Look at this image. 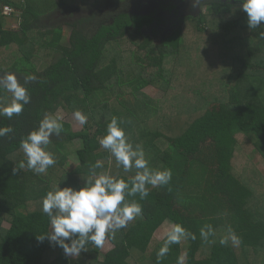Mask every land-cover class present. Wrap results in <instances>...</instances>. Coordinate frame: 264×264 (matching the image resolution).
Instances as JSON below:
<instances>
[{"label":"trees","instance_id":"trees-1","mask_svg":"<svg viewBox=\"0 0 264 264\" xmlns=\"http://www.w3.org/2000/svg\"><path fill=\"white\" fill-rule=\"evenodd\" d=\"M19 1L0 0V73H14L21 84L28 75L37 79L25 85L31 100L23 111L11 119L0 117V128L13 129L0 136V264H84L71 262L47 239L38 242L51 231L42 200L57 187L50 185L55 179L61 188L82 187L96 161L103 164L97 172L135 175V168L125 173L99 144L112 118L122 122L133 145L143 147L149 166L171 170L172 178L166 185H148L143 200L139 194L129 197L142 214L106 238L113 245L106 255L103 246L88 243L80 252L86 264H131L139 258L142 264H157L166 238L155 242V234L166 222L182 225L196 238L185 239V250L184 239L171 245L160 264H177L182 254L185 264H264V208L258 200L264 198V175L249 159L254 152L264 159V22L251 29L262 33L259 41L239 38L234 33L248 18L234 16L231 3L210 0L205 14L177 16V26L160 42L141 32L153 17L119 13L110 22L96 15L73 22L65 46L60 28L37 33L40 15L61 4L95 7L100 0H41L39 6L37 0ZM4 5L21 13L18 28L1 20ZM88 24L95 26L90 36ZM170 72L180 74L186 86L172 87ZM154 85L163 92L161 100L143 92ZM11 98L12 93L0 91V104ZM59 108L81 111L87 123L76 133L59 120L63 130L46 149L56 163L36 174L26 166L20 142ZM152 117L158 123L151 132L144 128ZM75 141L82 142L78 165L65 171L67 146ZM206 225L214 230L208 241L200 236ZM229 228L237 240L229 237L221 245Z\"/></svg>","mask_w":264,"mask_h":264},{"label":"clouds","instance_id":"clouds-1","mask_svg":"<svg viewBox=\"0 0 264 264\" xmlns=\"http://www.w3.org/2000/svg\"><path fill=\"white\" fill-rule=\"evenodd\" d=\"M195 4L199 0H194ZM241 8L247 14V24L250 29L264 22V0H241ZM35 75L25 77L21 84L14 73L8 72L0 76V91L12 93L11 102L0 104V117L11 119L19 115L24 106L30 103L31 97L26 84L35 81ZM74 118L81 124L87 123V117L79 110ZM121 121L112 118L107 124L106 134L99 139L100 146L105 149L110 158L114 157L117 166L125 173L136 169L135 175L127 178L114 176L109 171L97 172L102 169L101 161L90 166V178L84 181L82 187H63L59 185L46 193L42 200V210L49 217L51 231L37 237L38 242L45 239L63 249L66 256L78 255L88 243L102 247L106 238L115 237V233L126 228L129 222L142 214V207L135 199H128L139 194L141 200L149 194L148 185L158 187L166 185L172 178L171 170H156L149 166L146 153L140 144L131 143L120 126ZM63 124L58 118L50 115L39 122L36 129L30 131L21 140L20 146L27 158L26 166L36 174H43L56 163L53 154L47 151L50 137L59 136ZM11 127L0 128V136L12 132ZM21 167H24L22 164ZM17 170L14 168L13 172ZM229 236L222 237L221 245H227L229 237L233 242L237 238L228 229ZM200 236L208 241L214 236L211 225L200 229ZM195 239V234L187 231L182 225L175 224L168 232L163 245L156 253L157 264L167 255L170 246L179 244L183 239ZM186 254L177 258V264H185Z\"/></svg>","mask_w":264,"mask_h":264},{"label":"rangeland","instance_id":"rangeland-1","mask_svg":"<svg viewBox=\"0 0 264 264\" xmlns=\"http://www.w3.org/2000/svg\"><path fill=\"white\" fill-rule=\"evenodd\" d=\"M54 2H59V0H50ZM210 0H199L198 4L194 3V0H100L99 4H96L95 7L85 6L82 2L75 4L74 2H70L68 4H61V7L47 10L45 14L40 15L39 22V32H44L47 29H58L60 28L63 32V40L62 44L65 46H69L70 36L73 32L72 23L76 22L79 19L86 18L89 15H96L97 20H101L100 22H110V18L119 13H126L129 16L140 17V16H150L153 17L154 23L149 27H144L141 32L150 37L155 42H160L163 38L168 36L171 33V29H174L176 24L177 16L183 14V16H192L197 17L198 14L207 13L208 2ZM222 2L231 3L234 7L233 10L237 11L234 16L247 17L246 12H244L241 8V0H220ZM41 0L36 1V5H40ZM73 3V4H72ZM176 9L172 13V15H168L164 12L165 8L170 4H175ZM42 8H44L42 6ZM19 13V12H18ZM20 16L13 17H3L1 20L5 24L7 28H18L20 20ZM99 23V22H98ZM244 24L241 29H238L237 33H234L235 36L238 35L239 38H251L255 41H259L260 35L264 32H260L259 30L256 32H251V29L248 27L247 22H243ZM87 35H92L95 26L93 24H88L86 27ZM36 33V34H37ZM245 44V43H244ZM248 44V43H247ZM249 45V44H248ZM247 46V45H246ZM242 49L246 50L244 45H242ZM166 69L169 70L170 61L166 64ZM7 67L4 68V71ZM43 68H39L42 70ZM5 73H0V76H3ZM171 83L172 87H184L185 82L183 77L177 73H171ZM18 79V76H17ZM189 81V80H188ZM259 83H257L258 85ZM143 92L148 95L150 98L154 100H161L163 92L157 88L156 85L149 86L143 89ZM262 98L264 99V84L262 85V89L260 91ZM165 109L167 108V103L164 104ZM55 117L59 120H62L71 125V130L73 132H81L84 129V124L81 125L75 118L73 114L68 113L63 108H59L55 112ZM154 117L148 119V122L145 125V130L154 131L157 126V120L153 119ZM55 136L50 137V141L54 140ZM253 140H255L253 138ZM82 146L81 141H75L72 144L67 146V152L69 153L67 165L64 167L65 171H72L78 165V157L77 150H79ZM249 159L256 167V169L264 175V159L259 153H250ZM240 162V161H239ZM57 186L58 180L55 179L51 184ZM264 187L260 189V195L263 196ZM258 197L259 194H258ZM260 201V205L264 208V198H258ZM5 228H9L10 225L7 221L3 223ZM174 226L171 222H166L155 234V242L163 241L167 232ZM189 244L184 239L183 242V250L187 248ZM113 249V245L106 241L102 247V254L106 255ZM71 262L78 263H88V259L84 257L82 254L67 256ZM144 258H139L137 260H131V264H142Z\"/></svg>","mask_w":264,"mask_h":264},{"label":"built area","instance_id":"built-area-1","mask_svg":"<svg viewBox=\"0 0 264 264\" xmlns=\"http://www.w3.org/2000/svg\"><path fill=\"white\" fill-rule=\"evenodd\" d=\"M19 2L22 5L25 4L24 0H20ZM1 12H2V15L6 17L21 16V13L14 6H11V5H4L2 7Z\"/></svg>","mask_w":264,"mask_h":264},{"label":"flooded vegetation","instance_id":"flooded-vegetation-1","mask_svg":"<svg viewBox=\"0 0 264 264\" xmlns=\"http://www.w3.org/2000/svg\"><path fill=\"white\" fill-rule=\"evenodd\" d=\"M174 6V8H172ZM171 8L172 9V11H170V9H166V8ZM166 8H165V10H164V12L166 13V14H168V15H172V13L174 12V10L176 9V5H173V4H170V5H168Z\"/></svg>","mask_w":264,"mask_h":264},{"label":"water","instance_id":"water-1","mask_svg":"<svg viewBox=\"0 0 264 264\" xmlns=\"http://www.w3.org/2000/svg\"><path fill=\"white\" fill-rule=\"evenodd\" d=\"M178 3H175L174 5H177Z\"/></svg>","mask_w":264,"mask_h":264}]
</instances>
